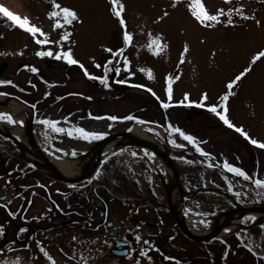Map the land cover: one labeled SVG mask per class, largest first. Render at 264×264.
Wrapping results in <instances>:
<instances>
[{"label": "rangeland", "instance_id": "374dc122", "mask_svg": "<svg viewBox=\"0 0 264 264\" xmlns=\"http://www.w3.org/2000/svg\"><path fill=\"white\" fill-rule=\"evenodd\" d=\"M21 1L30 20L45 32L50 33L51 39L58 40L63 30L53 31V21L47 18V13L52 10L51 0ZM57 2L62 7L74 9L83 21V23L73 22L72 25L66 26V30L70 31L72 35L70 41L64 43L65 50L69 47L72 48L74 57L80 60L91 74L102 75V69L95 68L91 58L95 57L96 62L103 65L111 55L104 51L105 47L112 48L114 51L124 47L122 29L118 20L111 14L110 0H57ZM121 2L125 5L123 15L128 31L133 36L132 44L126 48L124 55L131 61V70L135 74L129 76L128 72L123 70L119 76L110 73V88H105L99 81L88 79L77 65L70 66L62 60L37 57L35 52L40 49V46L34 42L32 36L24 30L14 27L12 22L0 13V37H2L0 38V80H11L19 88L25 89L24 92H21L17 87L5 85L0 87V92L16 96L23 102L27 101L29 105L37 104L35 110L24 106L26 118L10 112L14 118L24 121L23 128L26 138L28 139L26 130L29 127L32 114L37 120L44 118L59 120L63 127L69 126V124L63 123V118L68 117L71 124L107 134L132 128L135 122L89 119V112L94 116L124 117L131 114L153 122L146 125V128L152 127L160 132V136L151 133L156 141L167 140L165 122H171L185 132L207 141L202 146L217 160L222 162L224 158H227L230 163L242 167L249 174L258 172L260 178H264V150L251 145L233 129L227 128L218 117L207 111L206 108L195 105L182 106L178 103L183 100L185 93L190 94L191 101H199L203 92L209 94L208 104L217 103L219 96L226 91L227 81L248 66L252 54L264 48V2L259 4L257 0H231L230 4H226L224 0H205L206 7L213 13L217 8L227 10L229 7H238L243 4L245 12L254 15L256 20L261 22L260 26H257L255 20L244 21L239 17H234L236 27H226L220 24L214 28H204L194 20L186 7L188 0H181L176 8L171 7L173 0H121ZM0 4L19 14L6 0H0ZM164 11L169 13L168 17L160 22H155L157 17L163 15ZM149 33L152 34V38L162 36V43L167 45L158 55L148 50ZM185 43L189 45L190 52L186 55L185 62L180 64V54ZM47 47H52L53 51L58 50L55 45L45 46V48ZM213 52L216 53L215 57L212 56ZM53 61H56L57 65H52ZM25 65L35 66L39 69L38 74L30 72L24 67ZM140 69H145V71H140ZM147 70H151V78H149ZM170 75L179 76V79L173 80L172 106L165 109L161 104L169 102L166 88L167 77ZM116 79L126 80V83H115ZM29 81L36 87H31ZM133 85H144V87L138 88ZM148 88H151L156 95L153 96L151 92L147 91ZM233 91L235 95L230 97L228 102L229 118L237 126H243L251 137L264 141V60L254 65L252 71L234 87ZM46 92L50 95L45 96ZM69 93L82 95H68ZM59 97L64 98L58 99ZM87 97L92 99L89 100ZM109 124L112 125L111 128ZM158 125L164 127H158ZM45 131L43 126L39 132L40 139L35 138V135L33 137L50 159L69 158L72 162L79 163L82 160L73 159L71 155L63 153L52 155L53 145L69 153L75 149L78 153L76 157H79L86 156L88 149L97 141L72 139L66 135L57 136L51 133L50 129L47 131L53 138L46 140ZM176 138L178 142H183L179 141L178 136ZM0 141L1 143L5 142L6 145L13 144L12 141L2 137H0ZM21 141L25 146L32 147L29 139L26 143ZM6 145H3L2 149H8ZM163 146L167 150L165 142H163ZM145 151L153 153L137 146L121 145L106 157L107 160L115 153L125 158L124 163L129 169L127 168V171L122 173L128 175L130 180H127L125 185L129 188L130 194L142 197L145 200L144 204L110 198V191L121 195L125 194V190L122 188L124 179L115 174H105L102 166L106 160L102 162L98 168L99 178L96 179L95 174L94 180L91 181L94 191L105 197V201L102 200L96 204L93 217L96 220L95 231L92 234L87 231L85 233L82 230L85 228L84 224L81 221H74L70 225H63V228L69 230L71 234L62 235L59 230H56L55 239L50 237L41 239L46 250L56 260V264H77L81 253L89 258V264H135L137 259L140 260V264H175V261L165 260L164 256L175 257L180 261V264H264V259L260 258L264 256V231L259 228V225L264 222H258L256 215L244 216H255L257 218L255 225H251L249 222L247 225L244 224L241 229L221 234L220 237L208 242L197 243L183 236L178 230L167 204L170 199L167 197L166 187L171 177L173 182V176L171 173L168 174L159 156L154 153V161H149L143 155ZM9 152L10 155L15 156L11 150ZM22 152H28V150L24 149ZM132 152L139 153V156L132 157ZM182 155L191 160H202L199 156ZM23 157L22 154L15 157L17 167H30L28 161L31 160L24 157L25 161ZM237 157H239L238 160ZM153 164L158 166L159 172L153 167ZM40 169L31 170L30 175L36 173L39 176L42 175L43 171ZM106 175L110 178L109 184L104 179ZM223 176H227L232 181L236 191H247V196L238 200L233 193L228 192ZM181 178L184 193L195 191L191 196H184L182 206L196 215L197 213H208L206 216L198 215L200 217L196 220L197 224L195 225L197 230L205 227L204 224L199 223L200 220H206L204 217L208 219L206 220L208 223H211L225 210L235 207V202L255 204L259 201L250 188L244 187L239 180L225 174L221 169L208 168L204 165L199 174L184 173ZM33 180L34 178H30L31 187L22 190L15 189L13 193L16 206L12 211L19 212L16 219H12L6 210L0 207V224L4 225L6 229L5 235L0 237V248L5 249L3 253H0V261H7L8 264H13L17 257L21 258L20 264H50L46 258L41 257L42 254L35 246L36 243L28 248L23 247V249L19 247L22 245L20 242L14 241L15 243H13V239L18 237V230L22 228L24 222L34 228L41 222V217L46 215L44 212L45 201L39 198L42 190ZM132 182L138 185L139 191L135 190ZM212 189L227 191L234 199H230L222 193H220L221 197L213 199H206L202 196L201 193L211 192ZM10 192L8 193L11 194ZM30 193L33 194L28 198ZM23 198L31 201L25 214L20 211L26 203L22 200ZM138 212L143 213L138 215ZM105 213L107 214L105 222L99 224ZM33 217H39V219H33ZM121 219L124 221L122 226L118 224V220ZM144 220L155 227L141 224ZM106 222H113L114 226L108 228L105 225ZM137 225L140 227L137 228ZM245 229H247L246 232ZM121 231H125L124 237L132 242L130 248L135 249L131 257H116L110 251L118 241L113 240L114 235ZM236 232L241 233L242 239H238L235 235ZM111 233L113 235H110ZM137 233L142 237L139 243L134 239ZM74 235L84 243L73 242L71 238ZM39 236L40 234L34 237L38 238ZM219 238H223L228 245H231L226 260L222 258L226 246L220 242ZM93 240L96 243H92ZM105 240L112 247L104 244ZM143 240L150 241V245H144ZM64 241L67 242V245H63ZM16 244H19L17 248L14 247ZM245 244H251L258 255H253L248 251L244 247ZM142 248H159L160 252L150 250L149 255L152 260L149 261L147 257L139 256V251ZM60 249H63V252ZM98 249H102V252ZM74 251L76 260L69 259L68 257Z\"/></svg>", "mask_w": 264, "mask_h": 264}, {"label": "snow or ice", "instance_id": "6c2138e0", "mask_svg": "<svg viewBox=\"0 0 264 264\" xmlns=\"http://www.w3.org/2000/svg\"><path fill=\"white\" fill-rule=\"evenodd\" d=\"M260 2H264V0H260ZM180 3H181V0H173L171 7L176 8ZM224 3L230 4L231 0H224ZM51 4H52V10L47 13V18L53 21L52 30L53 31L57 29L63 30L58 40L51 39L50 33L45 32L41 27L33 23L27 15L21 16L9 10V8L5 7L3 4H0V13H2V15L6 17L8 21H11L14 27H18L19 29L24 30L25 32L29 33L32 36L34 42L38 46H40V49L35 52V55L37 57L39 58L48 57V58H53L57 61L62 60L70 66L77 65L83 71L84 75L88 79L93 80V81H99V83L102 84L105 88L111 87V84L109 83L110 73H114L116 76H119V74L123 70L125 72H128L129 76L135 74L131 70V61L128 59L127 56L124 55L126 48L132 44L133 36H132V33L128 31L127 23L123 15V13L125 12V5L121 2V0H110V4H111L110 11H111V14L118 20L119 26L122 29V40H123L124 47H121L115 51L112 48L105 47L104 51L110 53L111 55H110V58L103 65L96 62L95 57L91 58L93 62V66L97 69H102L103 74L100 76L91 74L88 71V69L85 67V65L80 60L74 57L72 48L69 47L66 50L64 48V43L69 42L70 37L72 35L70 31L66 30V26L72 25L73 22L83 23L78 13L72 8H69L66 6L62 7L57 2V0H51ZM186 7L189 13L191 14V16L194 18V20L200 26L204 28H214L220 24H223L226 27L228 26L236 27L237 25H236V21L234 17H239L241 20H244V21L255 20V23L257 26H260V23H261L259 20H256L254 15H249L245 12V6L243 4L239 5L238 7H229L227 8V10H225L224 8H217L214 13L211 12L208 7H206L205 0H188ZM168 15L169 13L167 11H164L163 15L157 17L155 22H160L164 20L166 17H168ZM48 45H55L57 46L58 50L53 51L52 47L45 48V46H48ZM147 47L150 52H153V54L158 55L160 51H163L167 47V45L162 43V36H156L155 38H152V34L149 33V44L147 45ZM189 52H190L189 45L185 43L183 46V50L180 54V64H183L185 62V57ZM19 54L22 55L23 53H19ZM215 55L216 53L213 52L212 56L215 57ZM262 60H264V48H261L257 50L254 54H252L250 56V61L248 63V66L245 67L243 71L235 75L234 78L227 81L225 85L226 91L219 96L217 103H211V104L207 103V101L209 100V94L207 92H203L201 94L199 101H191L189 99L190 94L185 93L183 100L179 101L178 103L182 106L195 105L196 107L206 108L207 111H209L210 113L218 117V119L225 126H227V128L233 129L236 133L240 134L251 145L264 150V141H260L256 138L251 137L249 133L245 131L243 126H237L236 124L232 122V120L229 118V106H228L230 97L235 95V92L233 91L234 87L237 86L238 83L252 71L254 65H256L258 62ZM24 67L27 68L32 73L38 74L39 72V69H37L35 66L25 65ZM140 71H145V69H140ZM147 71L149 74V78H151L152 77L151 70H147ZM174 79H179V76L173 77L170 75L167 77L166 92H167L169 102L167 103L162 102L161 104V106L165 109L172 106L171 104L172 95H173L172 84H173ZM114 82L118 84H124L126 83V80L116 79ZM45 83H48V82L45 81ZM29 84L33 88L36 87V85L32 84L31 81H29ZM5 85H10L12 87L19 88V86L14 84V82L11 80H0V87L5 86ZM133 87L141 88V87H144V85H133ZM19 90L21 92L25 91L24 88H19ZM147 91L151 92L153 96L156 95L151 88H148ZM8 95L10 94L6 92H0V96H8ZM47 95H50V93L46 92L45 96ZM68 95H82V94L69 93ZM63 98L64 97H59L58 99H63ZM87 99L91 100L92 98L87 97ZM157 99H159V97H157ZM24 103L27 104V101H24ZM30 107L33 110H35L37 108V104L33 103L30 105ZM88 118L94 119V120L107 119L112 122L134 121L136 124H139V125H148V124L153 123L150 121L143 120L131 114L124 116V117H118L115 115L94 116L91 112H89ZM0 122L7 123L9 125H19L21 127L24 124L23 120H18L14 118L12 113L6 112V111H0ZM36 122L44 126V128L46 129V131L44 132V136L46 140H50L53 138L49 135L47 131L48 129L51 130V133H54L57 136L66 135L67 137L72 138V139L84 140V141H89V142L92 140L103 139L107 135V133L105 132L90 131V130L85 129L82 126L71 124L68 117L63 118V123L69 124L68 127H63L61 126V123H62L61 121L50 119V118L39 119ZM109 127L111 128L112 125L109 124ZM158 127H164V126L158 125ZM128 130L131 131L132 129L129 128ZM146 131L150 133H154L157 136H160V132L156 131L152 127H147ZM165 131L167 133V142L173 148L187 150L189 147H191V149H194V151L197 154H199L200 157L203 158L200 161H194V160L188 159L186 156L181 155V156L176 157L177 159L189 165L200 163L202 165H205L208 168H222L226 173H230L232 174V176L241 178L243 181L248 182L252 186V189L255 192V195L257 198H264V178H260V175L258 172L249 174L242 167H239V166H236L230 163L227 160V158H224L222 162H217L213 154L206 151L204 147L202 146L203 144L207 143V141L201 140L197 138L196 136L185 132L183 129H181L178 126L173 125L171 122L167 123V127L165 128ZM177 136L179 137V141H183V142H178V139L176 138ZM16 139L19 140L20 137H16ZM56 153H63L64 155H71V157L73 158L78 155L75 149H73L69 153L65 151L64 149L56 148L53 145V151L51 154L55 155ZM113 155H115V153H113ZM131 155L132 157H138L139 153L132 152ZM143 155L147 157L149 161H154V156H155L154 153H149L145 151ZM238 159L239 157H237V160ZM99 176H100V171L98 170L95 178L98 179ZM222 178L225 180V183L227 184V191L233 193V195L238 200H240L241 197L247 196V191H236L234 184L232 183L231 180H229L227 176H223ZM89 182L91 183V181ZM37 186L40 188H46L45 185L39 184V183L37 184ZM70 187L75 188L76 185H71ZM245 187L247 186L245 185ZM28 203L31 204V201H28ZM10 204H11V201L0 203V207L4 208L12 219H16L17 216L19 215V212L12 211L9 208ZM56 207L59 211L61 212L63 211V209H59L58 205H56ZM48 211H51V209H49ZM197 215L206 216L208 215V213H197ZM33 219H39V217H33ZM256 219L257 218L255 216H249V217L242 218L241 222L246 225L249 222H251L253 225H255ZM199 223H202L205 226H207L208 221L200 220ZM139 227L140 225H137V228ZM259 228L262 231H264V224H260ZM224 231L231 232L232 230L230 228H225ZM246 231L247 229H245V232ZM26 232H28V229L26 227L20 228L18 230V238H19V234L26 233ZM5 233H6V229L4 225L0 224V237L4 236ZM235 235L238 237V239H242L240 232H236ZM71 239L73 242H77L80 244L84 243V241H79L75 235ZM134 239L137 243H139L141 242L142 237L141 235L137 233ZM219 239H220V242L225 244L226 246L225 252L222 257L223 259L226 260L227 256L229 255V250L231 249V245H228L227 241L224 240L223 238H219ZM13 243L15 242L13 241ZM35 243H36V247L38 248L42 256L46 258V260L49 261L50 264H56V260L46 250L43 243L39 240H36ZM92 243H96V241L93 240ZM103 243L108 245L109 247H112V245H110L107 240L103 241ZM121 243L124 245H127L129 241L125 238L123 241H121ZM150 243L151 242L148 240H143L144 245H150ZM24 247L28 248L31 246L24 245ZM244 247H246L248 251L252 252L253 255H258L254 251V248L251 244H245ZM60 250L61 252H63V249H60ZM150 250H155L156 252H160L159 248H154V249L142 248L139 251V256L147 257V259L151 261L152 257L149 255ZM4 251H5L4 248H0V253H3ZM98 251L102 252V249H98ZM133 252H135V249L126 248L127 256L131 257ZM65 255L68 256L67 253H65ZM68 258L76 260L75 251ZM163 258L165 260L175 261V264H180V261L177 260L175 257L164 256ZM260 258L264 259V256ZM20 259L21 258L17 257V260L13 262V264H20ZM81 262L82 264H89V258L84 256L83 253L80 254L79 260H77V264H81ZM0 264H8V262L0 261ZM135 264H140V260L137 259L135 261Z\"/></svg>", "mask_w": 264, "mask_h": 264}, {"label": "flooded vegetation", "instance_id": "af4514ba", "mask_svg": "<svg viewBox=\"0 0 264 264\" xmlns=\"http://www.w3.org/2000/svg\"><path fill=\"white\" fill-rule=\"evenodd\" d=\"M62 110H65V108H62ZM36 121L37 118L35 117L32 125V133L33 135H35V138L40 139L39 132L42 130L43 126L38 124ZM3 143L6 145L5 142ZM6 146H8V149H2V147H0V203L11 201L9 208L13 210L16 206L13 194L15 189L22 190L27 187H31L32 184L30 183V178H34L33 182H36V184L39 183L46 186V188H40L42 190V194L40 193L41 195L39 197L40 199L45 201L44 212L46 215L41 217V222H39L38 226H35L34 228H31V225L29 223L24 222V225L22 227H26L28 229V232L19 234V238L15 237L13 239V241L20 242L22 244L21 246H19V244H16L14 247L17 248V246H19L23 249L24 245L35 244L36 240L41 241V239H46L47 237L55 239L54 236L56 230H59V233L62 235L71 234L69 230H65V228H63V225H70L74 221H81L84 224L83 226H85V228L82 229L84 232L87 231V233L92 234L95 231L96 220L93 217L96 211V204H99L102 200L105 201V197L103 194H99L94 191V187H92L91 185L92 183L87 181L82 185H76L75 188H72L70 187L71 185L55 180L51 176H48L44 173L40 175L41 177L37 173L34 175H30V173L32 172L31 170L35 169L31 165V167H17L15 156L9 154L10 150H16L17 147L15 146V143H11V145ZM122 178L124 179V185L122 188L125 190V194L121 195L110 191V198L114 197L122 201L126 200L133 201V203L139 202L144 204L143 202L145 200L142 199V197H137L129 193V188L125 185V182L127 180L130 181L128 175H124L122 176ZM132 186L135 187L136 191H139L138 185L132 182ZM8 192H10L11 194H9ZM31 194L33 193H30L28 198L31 197ZM22 200L26 203L24 205V208H22L20 211L25 214L31 204L28 203V201H30L29 199L23 198ZM56 205L59 206V209H63V211H59ZM49 209H51V211H48ZM105 210L107 209L105 208ZM142 213L143 212H138L137 214L140 215ZM106 216L107 214H104V217L101 219L102 221H99V224L105 222ZM40 223L41 225H39ZM118 224L122 226L124 225V221H122V219L118 220ZM141 224L155 227L145 220L142 221ZM105 225L106 227L110 228L114 226V223L106 222ZM38 234H40V236L38 238H35L38 236ZM125 234V231L116 233L113 237V240L123 241L125 239ZM110 235L113 234L111 233ZM131 244L132 242H129L127 245H120L119 247H116V250H122L124 247L130 248ZM63 245H67V242L64 241ZM110 251L111 253L112 251L116 252L115 248L113 247L110 249ZM112 255L119 257L114 253H112Z\"/></svg>", "mask_w": 264, "mask_h": 264}, {"label": "water", "instance_id": "95a60500", "mask_svg": "<svg viewBox=\"0 0 264 264\" xmlns=\"http://www.w3.org/2000/svg\"><path fill=\"white\" fill-rule=\"evenodd\" d=\"M52 65H57L56 61H53L51 63ZM10 98H13L12 96H8ZM25 106L30 107L29 104H25L23 101H21ZM33 118L31 119L30 123H29V127L27 128L26 132L28 135V139L30 141V144L32 147L29 146H25L23 145V143H21V141L16 139V136H14L11 133H6V132H2L0 131V135L4 138L7 139H11L13 141H15V143H17L18 146V150L19 153H21V151L23 149L28 150V151H34L35 153L39 154L41 159L43 160V164L44 167L46 168L47 171H43L42 169L39 168V163L37 161H28L29 163H31L33 166H35L36 168L42 170L44 173H46L48 176H51L53 179L61 181L63 183L66 184H70V185H82L85 182H87L88 180H90L98 171L99 166L102 164V162L99 161V158L101 156L103 147L106 143H108L111 140H121L122 138L126 139L127 142L124 145H129V146H137L138 148H145L148 149L150 151H152L153 153H155L157 156H159L161 158V160L165 163V165H167V167L170 169V172L173 176V185L174 187L177 189L178 191V200H177V206L174 208L172 207L170 201H168V209L170 211V213L173 215V220L175 222V224L177 225L178 229L181 231V233L188 238L191 241L194 242H208L211 241L215 238H218L221 236V231L224 227L225 222L231 217V215L236 212V211H246L248 212V214H261L264 216V198H260L259 203L255 204V205H236L235 207L229 208L227 210H225L219 219V222L216 226V228L208 233V234H204V235H199L193 231H191L189 228L185 227L183 224H181V222L176 218L175 216V211L179 208L182 207L183 205V200H184V188L183 185L181 184V178L178 172V169L176 168L172 158L169 156L167 150L164 148L163 146V142H165L167 144V146L169 148H171V146L167 143V141L164 139L163 141L161 140H157V145H152L146 141L143 140V138H141L138 134H136L133 129L131 131H129L128 129H121V130H117L114 131L112 133L107 134L103 139L97 140L86 152V156H88L87 162L82 170V174L80 177L77 178H72L69 177L67 175H65L63 172H61L55 165L54 163L51 161V159L49 158V156H47V154H45L42 149L37 146L33 135L31 133V126H32V121ZM166 137V135H165ZM188 151H193L191 148L187 149ZM17 153V155L19 154ZM196 153V152H195ZM197 154V153H196ZM84 156H79V157H74L73 159H83ZM23 159H25L23 157ZM216 160V159H215ZM26 161V159H25ZM217 161V160H216ZM219 162V161H217ZM222 169V168H221ZM223 170V169H222ZM224 171V170H223ZM229 175L232 176V174L228 173ZM238 178V177H236ZM241 179V178H238ZM166 192L168 194V188L166 187ZM221 193H223L222 191H219ZM168 197V196H167ZM259 222V221H258ZM256 224V222H255ZM251 225H253L251 223ZM119 243H116V246ZM119 255H124L126 254V249L119 251L118 253Z\"/></svg>", "mask_w": 264, "mask_h": 264}, {"label": "bare ground", "instance_id": "6f19581e", "mask_svg": "<svg viewBox=\"0 0 264 264\" xmlns=\"http://www.w3.org/2000/svg\"><path fill=\"white\" fill-rule=\"evenodd\" d=\"M6 1L11 6L13 5V7H14L13 9L18 11V13L20 15H22V16L27 15L28 16V12L22 7V4H21L22 1L21 0H6ZM0 111L12 112L14 115H19V116L26 118L24 105L21 102H19L18 100H16L15 98H10L7 96H0ZM132 129L136 134H138L141 138H143L144 141H146L152 145H157V141L154 138V136L150 132L146 131V125H139V124L134 123V125L132 126ZM0 131L6 132L8 134L9 133L16 134L25 143L28 140L26 138V136L24 135L23 126L22 127L18 126V125L9 126L4 122H0ZM126 142H127V140L122 138L121 140L115 139V140H111L108 143H106L103 147L99 161L102 162L103 160H105L109 154L114 152L121 145H124ZM22 155L27 159L37 161L39 163L40 168L44 171H47L46 168L44 167L43 160L41 159L39 154L35 153L34 151H28V152H22ZM87 159H88V156H84L83 159H81L82 161H80L79 163H74L69 158H57V159L54 158V159H51V161L65 175L72 177V178H77V177L81 176L82 170H83V168L87 162ZM163 165H164L166 171L168 172V174L170 175V173H171L170 169L167 167V165H165L164 162H163ZM153 167L157 170V172L160 171L156 164H153ZM177 169H178L179 175L182 176L184 173L181 172V170L179 168H177ZM240 182L244 187L246 185L247 188H250L253 191L252 186L248 182H245L243 180H240ZM167 188H168L167 196L169 195L168 199H170L169 201H170L171 205L173 207H175L177 204L178 192L173 185L172 177L170 178V180L168 182ZM194 193H195V191H193V190L187 191V192H185L184 196H191ZM237 205H251V203H245V204L237 203ZM245 215H248V212L241 211V210L234 212L231 215V217L225 222L224 227L221 231V234L227 233L224 231L225 228H230L231 230H234V231L243 228L244 223L241 222V219L244 218ZM175 216L181 222V224H183L185 227L189 228L191 231H193L199 235H204V234H208V233L212 232L216 228V226L219 222V219H220V216H217V217H215V219L211 223H208L207 226H205L203 229L197 230L195 228V225L197 224L196 220H198L200 216H198L195 213L185 209L184 207L179 208L177 210V212H175ZM256 216L258 217V221H260V222L264 221L263 215L257 213ZM204 219L208 220L206 217H204ZM114 248H115V251H117V252L119 251V250H116V247H114Z\"/></svg>", "mask_w": 264, "mask_h": 264}, {"label": "trees", "instance_id": "16d2710c", "mask_svg": "<svg viewBox=\"0 0 264 264\" xmlns=\"http://www.w3.org/2000/svg\"><path fill=\"white\" fill-rule=\"evenodd\" d=\"M257 2L260 4V0H257ZM113 87H118V86H113ZM62 113V112H61ZM171 156H173L174 158V162L175 165L181 170V172L185 173V174H192V175H196L197 173L199 174V171H202V164H193V165H189L187 163H184L183 161L177 159L176 157L182 155V154H178V153H170ZM187 155H191L189 153H185ZM192 156V155H191ZM203 159V158H201ZM125 158L121 157L120 155H111L104 163H103V171L105 172V174H115L118 176H124V173L122 172H126L127 171V166L124 163ZM195 161V160H194ZM108 175H106L104 177V179H106V182L109 184V179ZM203 197H205L206 199H213V198H217V197H221V195H218L217 193L214 192H204L201 193ZM258 228V227H256Z\"/></svg>", "mask_w": 264, "mask_h": 264}]
</instances>
